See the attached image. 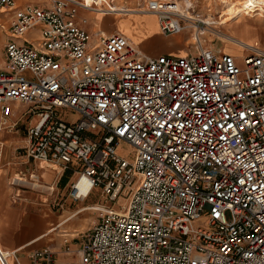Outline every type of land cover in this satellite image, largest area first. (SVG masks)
Returning <instances> with one entry per match:
<instances>
[{
  "label": "built area",
  "instance_id": "built-area-1",
  "mask_svg": "<svg viewBox=\"0 0 264 264\" xmlns=\"http://www.w3.org/2000/svg\"><path fill=\"white\" fill-rule=\"evenodd\" d=\"M178 2L137 10L167 35L193 28L198 49L152 56L118 30L90 40L84 0H0V132L31 120L23 154L70 169L72 199L100 198L86 230L62 238L77 253L67 264H264V50L203 47L215 23Z\"/></svg>",
  "mask_w": 264,
  "mask_h": 264
},
{
  "label": "rangeland",
  "instance_id": "rangeland-1",
  "mask_svg": "<svg viewBox=\"0 0 264 264\" xmlns=\"http://www.w3.org/2000/svg\"><path fill=\"white\" fill-rule=\"evenodd\" d=\"M85 3L98 6L103 9H137L138 5L141 7L143 0H84ZM181 8L187 11L189 7L192 8L195 13H199L205 20L212 21L215 24L209 25L205 28L204 33L199 36L201 38V43L203 47H207L216 51L222 49L236 53L239 49L232 46L228 42H224V37H232L234 40H249L257 45V47L264 49V0H178ZM81 10V9H79ZM192 11H190V14ZM189 14V13H188ZM187 14V16H188ZM81 18H86V23L84 27L89 30L90 40L95 38V30L98 33L101 27L106 30H118L124 33L128 39L135 45H142L144 41H139L142 34L145 33L141 24L148 25L147 32L157 29L155 25H158L157 16L154 13L134 14L129 13L128 15L119 14L117 12L106 13L98 12L95 14H90V12L82 11L80 12ZM207 18V19H206ZM111 23V24H110ZM110 24V25H109ZM97 25V26H96ZM109 25V29H108ZM96 26V27H95ZM116 27V29H115ZM159 31H161L160 26ZM210 29V30H207ZM162 32V31H161ZM193 28H187L180 33L165 34L166 38L171 42L172 46H175L174 51H178L180 54H184L186 50H191L196 52L198 47L195 44V39L192 38ZM192 33V34H191ZM207 35V36H206ZM5 34L3 30H0V64L2 61V54L4 50ZM191 40V41H189ZM186 41V42H185ZM189 41V42H188ZM194 41V42H193ZM189 44L188 46L186 44ZM140 45V46H141ZM245 50L242 51L243 54L246 53ZM17 110L22 108V105H17ZM14 120V119H12ZM10 120V122H12ZM18 124L14 128H7L0 132V139L4 140V146L1 152L0 163L4 167H14L17 168V172L20 177H28L31 173L38 175V181L34 184V188L27 181H15L14 177L16 173H7V175H2L0 177V197L3 196L12 204L18 207V223L19 229L23 228L26 220H32L34 217H40L44 220V226L37 230L36 235L43 232L46 228L55 225L59 220L68 215L71 210H74L68 215L67 220L61 225L60 229L67 230L68 235L63 236V231H55L51 234L40 239V241L35 242L30 246H25L22 250V254L26 253L34 247H40L42 244L46 243L48 238L54 236L55 240H62V238H71V235L75 233L83 232L88 227L97 216L95 205L98 204L100 198H97L95 193L90 194L84 200H75L69 196V182L73 179L74 175L71 172L67 178L66 184L61 185L59 179L64 174L59 171L57 167H47L44 177L41 174L44 172L39 163H34L32 159L28 158L26 154H23V148L26 143V126L31 124L29 119H20ZM21 149L17 151V148ZM117 151L122 155L127 157L130 154V148L121 144ZM60 172V173H59ZM18 194V195H17ZM83 207V208H82ZM87 207V208H86ZM27 217H30L27 219ZM10 220L3 223L7 225ZM202 223V221H201ZM1 224V223H0ZM6 230V229H5ZM77 230V231H74ZM74 232V234H72ZM0 228L1 240L6 239L2 235ZM57 234H60L57 235ZM3 242V241H2ZM58 241L56 246L58 245ZM49 246V245H48ZM75 246H73V249ZM59 250L56 253L55 262L56 264H67L77 259V253L73 251L72 253H65Z\"/></svg>",
  "mask_w": 264,
  "mask_h": 264
},
{
  "label": "crops",
  "instance_id": "crops-1",
  "mask_svg": "<svg viewBox=\"0 0 264 264\" xmlns=\"http://www.w3.org/2000/svg\"><path fill=\"white\" fill-rule=\"evenodd\" d=\"M43 1H45V0H17L18 3H32V2L42 3ZM82 11H84V10H79V15L77 18L78 24L80 23V18H81L80 12H82ZM109 25H108V29H109ZM141 27L145 31V33L142 34V37L139 40V41H141V43H142V41H144V43H142V45L140 44L141 46L137 45L141 51H143L149 55H152V56H156L160 53L172 54V55H174V54L183 55V54H180L178 51H174L175 46H172L170 44L171 42L166 38V36L162 35V32L159 31L158 25L157 26L155 25V27L157 29L150 31V32H147L148 25H146V24L142 25L141 24ZM115 29H116V27H115ZM99 31H102L105 33L110 32L109 30H106L103 27H101ZM95 34L98 35V32L95 31ZM189 41H191V40H189ZM246 42H249L251 44H256V43L249 41V40H246ZM186 45L188 46V44H186ZM257 48H259V47H257ZM259 49H262V48H259ZM242 51H243V49L242 50L239 49L236 53L231 52L230 54L233 53V55L234 54L235 55H241V54H243ZM187 52H188V50H186V52L184 54H186ZM33 162L39 163L41 165V162H39V161H37V162L33 161ZM45 165H46L45 163H42V166H43L42 168H44V172H43V174H41V177H44V173L47 170V167ZM17 171H18L17 168L9 167V166H7V168H6V167H4V165H1V163H0V177L2 175H7V173H13V172L16 173L14 178L20 177L18 175V173H21V171H19V172H17ZM22 177L24 179H28L29 176L28 177L22 176ZM28 181H29L28 183L31 184L32 181H30V180H28ZM96 207H98V205H95V208ZM73 211L74 210H71L70 213H68V215L71 214ZM68 215H66L61 220H59L57 223H55V225H52V226L46 228L45 230H43V232H40V234L36 235L37 230H40L44 226V224H45L44 220L41 219L40 217H37V216L32 218V220H26L24 225H23V228L20 230L19 229V223H18V219H19L18 207L16 205L12 204L11 201L6 199L5 197L1 196L0 197V223H1L0 228H1V232L3 233L2 235L4 237H6V239L1 240V237H0V245L2 248H4V250L7 253L8 263H10V264H29V262L27 261L26 253L22 254V250L25 249V246H30V245L34 244L35 242L40 241V239H42L43 237H45L48 234H51L55 231L56 232L57 231H63L64 229H61V230H59V229H60L62 224L70 221V220H67ZM29 218L30 217H27V219H29ZM8 220H10V222H8L7 225H4L3 223L7 222ZM64 231H67V230H64ZM74 231H77V230H74ZM72 234H74V232H72ZM57 235L60 236V234H57ZM57 241L59 243L58 244L59 246H56ZM42 245H49V246L53 247L54 249H56V248L60 247L61 240H58V239L55 240V238L53 236V238L52 237L48 238L47 242L42 244Z\"/></svg>",
  "mask_w": 264,
  "mask_h": 264
},
{
  "label": "bare ground",
  "instance_id": "bare-ground-1",
  "mask_svg": "<svg viewBox=\"0 0 264 264\" xmlns=\"http://www.w3.org/2000/svg\"><path fill=\"white\" fill-rule=\"evenodd\" d=\"M85 5L86 6H88L92 11L90 12V14L92 15V14H95V13H97V11L98 12H105V11H107L108 13L110 12V13H113V11L114 12H117V13H119V14H123V15H128L129 13H134V14H143L144 12H142L141 11V9H134V8H128V9H118V8H112V9H103V8H100V7H96V6H94V5H92V4H88V3H85ZM103 10V11H102ZM186 10H184L183 12L186 14V12H185ZM146 13H150V12H146ZM207 19V18H206ZM206 21H208V20H206ZM207 30H210V29H207ZM96 31V30H95ZM100 33H98V35H99ZM192 34V33H191ZM98 35H96L95 37H97ZM193 36V35H192ZM207 36V35H206ZM201 39V38H200ZM224 42H228V43H230V44H232V46H234V47H236L237 49H243V50H245V48H251V47H257V45H255V44H251V43H249V42H246V41H243V40H240V39H238V40H234L232 37H230V38H228V37H224ZM133 43V42H132ZM221 51H225V52H228V53H231V52H229V51H227V50H224V49H222ZM233 54V53H232ZM235 55V54H234ZM242 55V54H241ZM241 55H237V56H241ZM236 56V55H235ZM61 172V171H60ZM38 175H36V174H34V173H31L30 175H29V177H28V180H30V181H32L31 182V185L34 187V188H37V187H35L34 186V184H36L37 182H39L38 181ZM14 180L15 181H27V179H24L23 177H16V178H14ZM82 184H81V188H82V190H85V187L88 185V183H86V181H82L81 182ZM64 234H68L67 233V231H64L63 233H62V235H64Z\"/></svg>",
  "mask_w": 264,
  "mask_h": 264
},
{
  "label": "trees",
  "instance_id": "trees-1",
  "mask_svg": "<svg viewBox=\"0 0 264 264\" xmlns=\"http://www.w3.org/2000/svg\"><path fill=\"white\" fill-rule=\"evenodd\" d=\"M72 171L69 169V170H65L64 171V174L62 175V177L59 179V183L61 185H65L66 184V181H67V178L69 176V174L71 173Z\"/></svg>",
  "mask_w": 264,
  "mask_h": 264
}]
</instances>
